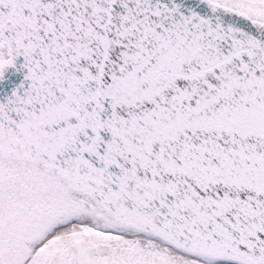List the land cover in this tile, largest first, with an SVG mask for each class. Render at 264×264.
<instances>
[{
	"label": "snow or ice",
	"instance_id": "6c2138e0",
	"mask_svg": "<svg viewBox=\"0 0 264 264\" xmlns=\"http://www.w3.org/2000/svg\"><path fill=\"white\" fill-rule=\"evenodd\" d=\"M0 264H264V0H0Z\"/></svg>",
	"mask_w": 264,
	"mask_h": 264
}]
</instances>
